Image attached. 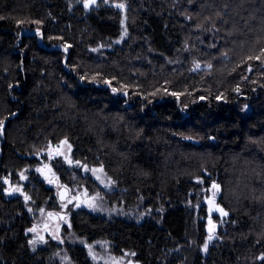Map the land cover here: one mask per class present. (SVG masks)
I'll return each instance as SVG.
<instances>
[{"label":"trees","instance_id":"16d2710c","mask_svg":"<svg viewBox=\"0 0 264 264\" xmlns=\"http://www.w3.org/2000/svg\"><path fill=\"white\" fill-rule=\"evenodd\" d=\"M110 1L128 6L120 45L112 5L0 0V264H59L60 245L33 250L28 234L29 207L55 209V189L31 171L28 201L8 190L64 140L113 180L111 204L152 209L140 224L80 209L79 237L140 264H264V56L249 59L264 49V0ZM54 168L101 191L62 160ZM214 179L229 216L209 240ZM69 254L94 264L84 247Z\"/></svg>","mask_w":264,"mask_h":264},{"label":"rangeland","instance_id":"374dc122","mask_svg":"<svg viewBox=\"0 0 264 264\" xmlns=\"http://www.w3.org/2000/svg\"><path fill=\"white\" fill-rule=\"evenodd\" d=\"M86 2L88 0H85ZM71 7L75 8L79 4V0H69ZM95 6L90 10L98 9L99 7L114 6L122 11L123 19L121 22V38L117 40V44H122L128 38L127 17L126 10L127 4L114 2L110 0H98ZM123 5V8L117 7ZM67 141V143H64ZM70 145V148H69ZM46 160L34 168H29L23 173V178L20 176L19 184L10 186L8 192L10 196H23L27 197L24 192V184L29 182V173L35 171L45 181L48 187L55 189L58 197V192L62 187H66L69 191V196L55 209L40 210L37 214L29 207L30 212L35 216V222L31 229L28 231L30 241L35 240V244L30 246L33 250L46 245L49 241H55L60 245V249L54 253V257L59 264H76L69 249L71 247H84L87 250L90 260L94 264H140L137 262L133 255L125 253L123 255H116L113 251V243L109 241L99 240L93 243L88 242L86 239L79 237L74 230L71 216L73 213L80 209H86L96 215L102 216L107 219H123L129 222L143 223L152 216V209L145 206L144 200H140L137 204H111L104 192L113 191L116 185L113 180L107 175L102 167H90L76 161L73 157V147L68 140H64L59 144L52 145L46 152ZM56 160H62L63 164L72 170H75V179L78 180L79 172L85 177H90L97 182V187L101 191L91 190L86 184L78 182L73 186L63 183L58 177L54 163ZM71 161V163H69ZM47 164V166H46ZM102 168V172H93V169ZM39 169V171H38ZM100 179H97V177ZM79 181V180H78ZM213 184L219 185V192L212 187ZM204 202L208 206V213L210 218L213 219L215 227L223 226L226 224L229 214L219 204L218 200L221 194V186L217 180H213L212 184L203 189ZM215 193V195H213ZM81 196V201L78 196ZM29 199H27L28 201ZM213 201V203H210ZM223 209L228 215L223 216L220 211ZM151 209V210H150ZM213 217H217V222ZM210 224V223H209ZM208 224V225H209ZM215 231V229H214ZM43 238L42 240L40 238Z\"/></svg>","mask_w":264,"mask_h":264},{"label":"snow or ice","instance_id":"6c2138e0","mask_svg":"<svg viewBox=\"0 0 264 264\" xmlns=\"http://www.w3.org/2000/svg\"><path fill=\"white\" fill-rule=\"evenodd\" d=\"M95 2H96V0H88V2L85 3L84 6L87 8V7L90 6V4H94ZM117 7L123 8L124 6L123 5H117ZM261 56H264V49H261V52H260L259 55L254 56V57H249V59L260 60ZM209 67H211V66L209 65ZM197 68H199V65H197ZM237 91H239V89H237ZM0 127H2V122H0ZM64 143H67V141H65ZM69 148H70V145H69ZM69 163H71V161H69ZM38 171H39V169H38ZM92 171L93 172H98V171L99 172H102L103 169L102 168H100V169H93ZM21 176L23 178V174H21ZM97 179H100V177L98 176ZM212 187L214 189H216L217 192H219V190H220L219 185L213 184ZM213 195H215V193ZM25 199H27V197H25ZM210 203H213V201H210ZM217 210L220 211L223 216H227L228 215L226 212L223 211V209L217 208ZM214 229H215V225H213L212 226V229H210V234H209V237H208L209 240H212L214 238V236L212 234L214 232ZM30 231H33V229H30ZM40 239L42 240L43 238L41 237ZM29 243L35 244L36 241L35 240H32V241H29ZM205 250H207V244H205ZM133 255H134V253H133ZM261 259H264V257H261Z\"/></svg>","mask_w":264,"mask_h":264},{"label":"water","instance_id":"95a60500","mask_svg":"<svg viewBox=\"0 0 264 264\" xmlns=\"http://www.w3.org/2000/svg\"><path fill=\"white\" fill-rule=\"evenodd\" d=\"M69 196V191L66 187H62L59 192H58V197L60 201H64L67 199V197ZM80 201H81V196H78Z\"/></svg>","mask_w":264,"mask_h":264},{"label":"bare ground","instance_id":"6f19581e","mask_svg":"<svg viewBox=\"0 0 264 264\" xmlns=\"http://www.w3.org/2000/svg\"><path fill=\"white\" fill-rule=\"evenodd\" d=\"M97 1H98V0H96V2H97ZM87 2H88V1H87ZM87 2H86V3H87ZM96 2H95V3H96ZM95 3H94V4H95ZM94 4H90L89 7H91V6L94 5ZM58 200H59V197H58ZM59 201H60V200H59ZM60 202L63 203V201H60ZM209 223H210V224H209V226H208V231L210 232V229H212V226H213V219H212V218H209ZM216 229H217V228L215 227V230H216Z\"/></svg>","mask_w":264,"mask_h":264}]
</instances>
